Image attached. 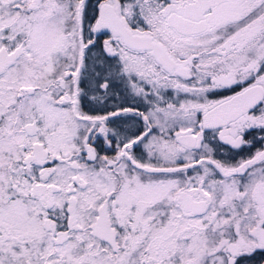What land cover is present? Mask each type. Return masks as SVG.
<instances>
[{
  "label": "snow or ice",
  "instance_id": "snow-or-ice-1",
  "mask_svg": "<svg viewBox=\"0 0 264 264\" xmlns=\"http://www.w3.org/2000/svg\"><path fill=\"white\" fill-rule=\"evenodd\" d=\"M0 264H264V0H0Z\"/></svg>",
  "mask_w": 264,
  "mask_h": 264
}]
</instances>
